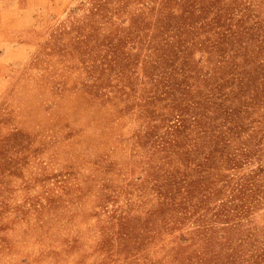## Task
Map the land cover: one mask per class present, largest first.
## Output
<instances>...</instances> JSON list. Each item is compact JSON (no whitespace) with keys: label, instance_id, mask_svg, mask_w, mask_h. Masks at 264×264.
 Returning <instances> with one entry per match:
<instances>
[{"label":"rangeland","instance_id":"obj_1","mask_svg":"<svg viewBox=\"0 0 264 264\" xmlns=\"http://www.w3.org/2000/svg\"><path fill=\"white\" fill-rule=\"evenodd\" d=\"M0 1V264H264V0Z\"/></svg>","mask_w":264,"mask_h":264},{"label":"crops","instance_id":"obj_2","mask_svg":"<svg viewBox=\"0 0 264 264\" xmlns=\"http://www.w3.org/2000/svg\"><path fill=\"white\" fill-rule=\"evenodd\" d=\"M0 1H1L3 7H5V8L8 7V1H7V0H0ZM8 33H9V30H6V33L3 32V35H0V38L2 37V38L4 39V41L7 40V39H6V35H7ZM3 46H4V44L1 43V44H0V48L2 49ZM1 49H0V50H1ZM2 53H3V51L0 52V55H1ZM0 62L5 63L1 58H0Z\"/></svg>","mask_w":264,"mask_h":264}]
</instances>
